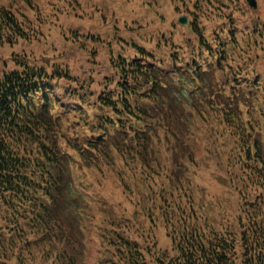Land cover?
Masks as SVG:
<instances>
[{"label": "trees", "instance_id": "1", "mask_svg": "<svg viewBox=\"0 0 264 264\" xmlns=\"http://www.w3.org/2000/svg\"><path fill=\"white\" fill-rule=\"evenodd\" d=\"M22 1L31 5V0ZM217 17L205 33L193 21L195 37L186 38L185 49H173L169 57L170 67L189 80L182 67L194 71L212 67L210 75H200L203 86L197 94L210 88L213 96L211 102L204 95L203 106L196 100L187 107L190 97L159 66L162 58L142 47H136L134 57L120 55L112 60L111 73L92 92L82 79L61 73L68 67L54 64L47 71L27 55L12 57L13 66L0 71V222H5L0 224V264H79L82 209L90 203V192L102 200L95 191L100 176L113 171L109 163L116 149L140 160L153 193L147 199V215L152 224L159 219L167 226L176 251L168 255L157 250L153 232H147L149 241L141 248L128 234L127 217L109 215L94 228L101 244L118 252L119 262L264 264V148L256 127L260 118L257 124L255 117H249L264 113L259 114L263 108L253 106L240 84L254 70L252 53L264 51V20L251 13L226 18L220 11ZM21 24L13 10L0 4V45L27 37ZM214 71L224 76L219 91ZM248 83L260 86L256 79ZM207 106L212 122L224 126L214 130L231 137L223 164L239 198L232 222L209 219L191 187L189 172L192 166L197 168L192 142L198 133L190 131L186 120L191 111L204 118ZM162 140L172 143L185 161L176 160L170 169L148 174L149 147ZM88 171L96 172L94 183ZM75 175L86 196L75 187ZM133 196L134 204L140 205ZM4 228L10 231H5L7 242Z\"/></svg>", "mask_w": 264, "mask_h": 264}, {"label": "rangeland", "instance_id": "2", "mask_svg": "<svg viewBox=\"0 0 264 264\" xmlns=\"http://www.w3.org/2000/svg\"><path fill=\"white\" fill-rule=\"evenodd\" d=\"M0 4L13 10L17 19L22 21L27 35L0 45V71L13 66L14 55H27L35 65L44 66L47 71H51L54 64L60 65L58 68L68 67L61 73L82 79L90 92V89L98 91L101 88L105 75L111 73L112 60L120 55L129 58L138 54L135 45L154 51L156 57L162 58L163 64L159 66L168 69L177 78L171 70L169 57L173 49L181 50L182 46L185 49L186 38L195 37L191 31L193 21L205 33L213 27L219 11L226 18L246 17L247 13H251L264 20V0H256L255 8L250 7L246 0H31V5L22 0H0ZM179 16L186 17L185 25L177 22ZM250 60L254 70L249 78L240 81L245 89H249L248 82L257 77L256 73L264 72V51L256 49ZM259 92L252 91L254 96H258ZM244 108L242 105V110ZM93 110L94 107L89 109L90 112ZM191 112L192 117L186 120V126L198 133L192 142L197 161L196 170H192V166L189 172L192 190L195 198L204 204L209 219L216 221L224 218L232 222L239 198L227 179L223 164L224 151L228 150L231 137L214 130L224 126L212 122L209 106L204 108L205 117L202 119L195 111ZM249 117H255L257 124L260 118L256 127L264 148V117L252 114ZM172 146V143L162 140L149 147L152 153L149 162L152 165L148 174L170 169L176 160L185 161L180 153L177 156ZM155 160L157 164H154ZM109 165L113 171L100 176L101 183L96 188L99 194L95 191V196L102 200H97L90 192L87 194L90 203L85 210L82 209L80 226L83 242L79 264H107L105 258L111 259L114 264H124L117 260V251L114 254V249L101 244L99 230L94 228L109 215L127 217L130 225L128 234L141 248L146 247L149 241L147 232H153L156 249L174 255L176 251L172 248L167 226L159 219L152 224L147 215V199L153 197V193L145 181L140 160L132 153L123 154L116 149L111 152ZM92 172L93 175L90 171L87 174L94 183L96 172ZM73 182L86 196L76 175ZM133 194L140 199V205L134 204ZM0 224L3 226L5 222L1 220ZM5 231L8 229H3L4 241L7 242ZM21 233L19 231L17 235ZM28 238L31 239V236ZM22 244L23 241H17V245ZM152 245L153 241H150L149 246Z\"/></svg>", "mask_w": 264, "mask_h": 264}, {"label": "water", "instance_id": "3", "mask_svg": "<svg viewBox=\"0 0 264 264\" xmlns=\"http://www.w3.org/2000/svg\"><path fill=\"white\" fill-rule=\"evenodd\" d=\"M246 1H247V3H248L250 6H252V7H256V0H246ZM178 21H179L180 23L185 24V23H186V17H184V16H180V17L178 18Z\"/></svg>", "mask_w": 264, "mask_h": 264}]
</instances>
